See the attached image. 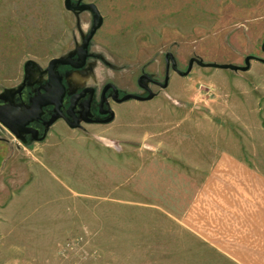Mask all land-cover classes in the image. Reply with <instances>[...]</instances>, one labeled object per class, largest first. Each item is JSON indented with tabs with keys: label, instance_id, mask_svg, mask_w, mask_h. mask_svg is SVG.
<instances>
[{
	"label": "rangeland",
	"instance_id": "obj_1",
	"mask_svg": "<svg viewBox=\"0 0 264 264\" xmlns=\"http://www.w3.org/2000/svg\"><path fill=\"white\" fill-rule=\"evenodd\" d=\"M64 2L0 0V94L25 79L46 82L52 58L76 54L94 16ZM84 2L95 3L104 21L86 67L64 69L70 91L110 81L145 96L138 79L163 81L169 52L182 74L171 71L167 88L145 79L155 97L114 104L123 117L110 124L57 123L43 142L25 144L0 123V139L12 142L0 179V264H237L179 224L189 200L180 196L185 174L163 171L156 159L131 165L113 129L129 130L128 116L140 126L191 108L215 116L221 138L230 133L225 126L243 125L250 132L238 135L264 156V62L250 59L242 70L194 61L188 71L193 58L238 67L249 56L264 60V0ZM178 119L166 121L172 128ZM180 124L179 136L194 123ZM191 139L186 145L198 144Z\"/></svg>",
	"mask_w": 264,
	"mask_h": 264
},
{
	"label": "crops",
	"instance_id": "obj_2",
	"mask_svg": "<svg viewBox=\"0 0 264 264\" xmlns=\"http://www.w3.org/2000/svg\"><path fill=\"white\" fill-rule=\"evenodd\" d=\"M256 100L262 106L260 99ZM115 115L113 122L123 117L119 111ZM169 116L152 117L151 124L140 126H134L128 116L130 129L119 131L115 124L113 136L122 141L131 165L135 158L156 159L163 171L185 174L178 182L183 188L180 196L189 197L178 216L182 227L228 260L264 264V156L259 147L245 144L237 132L249 133V129L227 125L231 134L225 139L219 135L224 125L205 111L185 108ZM171 117H179L172 128L166 121ZM182 122L194 124L185 125L188 133L179 136L176 129ZM192 136L198 144L191 147L184 139L194 140ZM11 144L10 139H0V179L10 168ZM121 153L117 154L120 158Z\"/></svg>",
	"mask_w": 264,
	"mask_h": 264
},
{
	"label": "flooded vegetation",
	"instance_id": "obj_3",
	"mask_svg": "<svg viewBox=\"0 0 264 264\" xmlns=\"http://www.w3.org/2000/svg\"><path fill=\"white\" fill-rule=\"evenodd\" d=\"M78 1L79 0H72V3L76 5ZM83 41L84 38L82 40V44ZM88 52L89 56L87 58L86 65L88 64V60L91 57L89 48ZM72 56L74 62H77V51L76 54ZM84 68L76 69L72 65L58 66V72L63 77V83L66 86L65 95L61 99V103L58 105L50 104L43 107V110L39 117L32 119L26 126L17 127L19 138H17L16 136L15 137L18 140L25 144L43 142L49 135L51 128L57 123H61L65 127L69 128L83 129L85 126L105 125L110 124L114 121L116 115L114 116L113 121L105 123V120H108L112 116L109 110H113L115 112L113 105L122 103L119 102V100L129 93H122V91L110 81L102 84L101 86L86 85L78 88L77 90L70 91L65 74L66 72L64 69L82 71ZM171 71L175 70L173 68V59L169 56L168 60L166 57V72L163 81L154 77L149 78V75L147 74H144L147 76L143 77L141 82H139L138 79L139 86H141L144 92H146L145 96L149 94V90L147 88L152 90L150 86H147L143 82L145 79H148L149 83L153 86L162 87V85L166 81L167 74H169L170 77ZM69 79L71 80V82L78 81V79L75 77H70ZM112 84H114L118 88V93L115 92ZM53 88L54 87L50 82L48 73L46 82L38 83L36 81L25 79L22 83V86L17 90L6 92L5 97L3 99H0V107H3L5 114L10 118L12 122H20L18 119H16V116H20L24 113L25 115L23 116H26V110L28 108H31L33 101H36L38 97H40L47 91V89ZM25 119H27V117H22V120Z\"/></svg>",
	"mask_w": 264,
	"mask_h": 264
},
{
	"label": "water",
	"instance_id": "obj_4",
	"mask_svg": "<svg viewBox=\"0 0 264 264\" xmlns=\"http://www.w3.org/2000/svg\"><path fill=\"white\" fill-rule=\"evenodd\" d=\"M64 4H65V7L67 8V10L72 11L74 13L91 11L93 13V16H94L92 28H91L90 32L88 33V35L86 37H84L83 44L77 48V53H78V61L77 62H74V59L72 56L73 54H70L69 56H66V57H55V58H52L50 60L48 67H47V73L49 75L50 82L54 88L53 89H47V91L44 94H42L40 97H38V99L36 101H33L31 108H28L26 110V112H27L26 116H23V115H25V113L21 114V115L19 114L20 116H16V119H18L20 122H17V121L12 122L10 120V118L5 114L3 107H0V123L4 127H6L11 133H13L17 138H19L17 127L26 126L32 119L39 117L42 110H43V107L50 105V104H57L58 105L61 103V99L65 95L66 86L63 83V77L58 72V66L59 65H72L76 69L84 68L86 63H87V58L89 56L88 48H89L90 42L93 39V37L95 36L98 29L101 28V26L103 25V21H104L103 16L101 15L100 10L95 3H92V2L86 3V2H84V0H79L78 3L76 5H74L72 3V0H65ZM169 56L173 59L174 70L178 74H182L181 70H179L176 66L177 62L174 59L173 54L169 52L167 54V60H168ZM250 59H255L257 61L264 62V60L261 58L249 56L246 58L247 66L246 67H238V66H234V65H230V64L217 65V64H212V63H203L202 61H200L196 58H193L190 61L188 71L191 70L194 61H196L198 64H200L202 66H206V67L209 66V67H218V68H231V69L246 70L249 67ZM146 76L147 75L142 76L139 79V82H141L143 77H146ZM149 78H151V77H149ZM168 85H169V74H167L166 81L162 85V87L166 88ZM112 86L114 87L115 92L118 93L119 92L118 88L114 84H112ZM145 87H147V86H145ZM147 89L149 90V94L147 96L129 93V94H126L125 96H123L119 100V102H125V101L131 100V99L138 100V101H147V100L153 99L156 95L155 92H153L149 88H147ZM5 94H6V92L0 94V99H3L5 97ZM109 111L111 112L112 116L108 120H105V123H109V122L113 121V119H114L115 112L113 110H109ZM22 117H27V119L22 120Z\"/></svg>",
	"mask_w": 264,
	"mask_h": 264
}]
</instances>
